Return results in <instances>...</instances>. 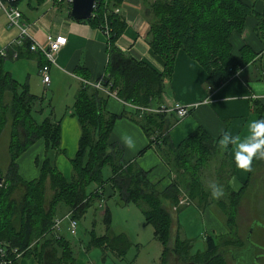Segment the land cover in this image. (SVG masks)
Instances as JSON below:
<instances>
[{
  "label": "trees",
  "instance_id": "trees-1",
  "mask_svg": "<svg viewBox=\"0 0 264 264\" xmlns=\"http://www.w3.org/2000/svg\"><path fill=\"white\" fill-rule=\"evenodd\" d=\"M21 1L13 0L12 5L17 7ZM35 1L41 3L44 0ZM122 1L95 0L90 18L74 20L96 28H101L104 23L109 25L108 62L103 84L136 108L130 114L125 111L115 114L105 108L108 95L90 85L77 91L71 114L78 120L80 137L77 151L69 160L73 172L70 179L54 163L53 153H64L60 149L59 122L50 121L48 117L37 121L33 106L41 97L30 94L9 73L0 70V134L9 124L8 162L4 171L0 170V248L4 250L0 260H7V264L19 263L17 253L22 258L32 256L36 264H77L70 241L53 228L58 207L65 206L70 217L78 221L95 199L114 194L122 204L132 203L140 208L145 223L151 225L153 235L161 245L159 260L154 264H167L169 253L181 259L182 264H229L223 252L224 247L233 243L228 237L222 236L223 241L218 243L215 236L206 235L205 248L191 253L190 239H180L176 234L170 247L172 217L164 202L174 205L176 210L180 209L182 201L189 204L196 200L198 209L209 205L211 188L204 187L201 171L212 157L222 155L214 184L222 187L223 195L218 199L212 197L211 201H215L233 228L249 179L234 190L229 181H225L229 177H222L225 161H229L232 168L230 175L234 174L235 161L228 155L231 145L222 150L218 141L223 133L214 136L202 126L175 145L168 134L179 121L175 114L154 113L142 108L162 104L165 80L171 78L179 50L202 66L207 73L206 84L212 89L229 81L257 54L248 41L234 49L232 38L253 22L251 32L258 37V21L263 23L264 20V0L262 12L255 9L254 0H143L144 13L149 20L147 41L154 54L163 61L161 71L125 54L116 45L126 22L112 8L120 6ZM75 73L85 76L86 69L78 66ZM253 108L258 119H264V98L253 100ZM121 117L140 126L148 144L137 155L153 147L168 168V184L162 185L161 179L149 180L148 171L135 159H125L123 147L111 138L113 125ZM37 139L44 140V156L38 176L26 180L18 173L17 158ZM39 161L35 158L36 164ZM262 161L254 160L253 163ZM107 167L110 173L104 176ZM91 185L95 187L90 189ZM16 189L21 190L18 198L13 197ZM102 220L104 233L97 236L91 230L89 244L123 257L132 245L130 239L125 233L111 231L108 207L102 212Z\"/></svg>",
  "mask_w": 264,
  "mask_h": 264
},
{
  "label": "crops",
  "instance_id": "crops-1",
  "mask_svg": "<svg viewBox=\"0 0 264 264\" xmlns=\"http://www.w3.org/2000/svg\"><path fill=\"white\" fill-rule=\"evenodd\" d=\"M254 5H256L257 11L262 12V0H254ZM17 7L21 11L22 20L32 23L31 33L37 41L45 43L47 34L52 36L61 35L66 38L65 44L56 55V65H52L49 69L50 83L46 88L43 87L38 73L40 65L44 62V57L39 52L30 51L27 46H23L18 49L16 58H13L10 52L0 60V70L9 73L10 77L16 80L20 84L19 86L26 87L30 94L41 97L39 101L36 100L37 102L34 103V118L41 121L48 117L50 121L59 122L60 149L64 153L54 152L53 156L56 168L65 176L67 173H72L69 160L74 157L77 151L80 137V126L77 118L71 114V107L75 94L86 82H92L104 76L108 62L107 37L99 28L72 19L69 13L70 6L67 4H61L58 8H54L46 0L41 3H37L35 0H23ZM119 9L120 16L126 22V28L116 40V45L125 54L145 61L156 70L161 71L163 61L158 55L154 54L147 41L149 20L144 13V1L123 0ZM0 11L2 10L0 9ZM258 23L261 24L264 30V20L263 23L262 21H258ZM253 24L250 26L252 27ZM7 27L10 26L7 24ZM251 27L246 26L241 34L234 36L232 43L234 40H238L240 45L242 41H248L257 52L256 56L247 64L242 65L229 81L223 83L217 89H212L206 84L207 73L197 61L188 57L183 50L177 52L171 78L165 80L162 104L173 106L176 103L184 105L199 103V105L169 129V138L175 145L198 126L204 127L214 136L229 132L232 135H240L243 139L249 134V123L258 120L257 113L253 110V100L264 98V31H257L258 37H256L252 34ZM12 28H6L3 26V21L0 22V46L7 44L16 37L17 30ZM233 53L238 55L237 50L233 49ZM78 66L86 69L85 76L75 73ZM132 106L114 96H109L105 104L106 110L115 114L123 111L130 114L134 109ZM5 128H8L9 136V124ZM125 136L132 138L134 147L130 148L125 145L122 140V137ZM111 138L123 147L125 159H135V162L141 168L148 171L147 177L149 180H152L155 176H161L162 181L164 178L168 181L166 178V176L168 177V169L153 147H149L142 154L137 155L148 144V138L135 122L127 117L118 118L113 125ZM44 150V140L37 139L17 158L18 173L23 179L30 180L38 176ZM234 151L231 145L228 149V155L232 159H234ZM35 158L40 160L38 164L35 163ZM254 175L258 176L255 179V184L258 182L264 183V161L253 163L250 172L238 169L235 164L234 174L228 179L229 184L232 189L238 190L247 179H249L250 185ZM168 183L169 181L166 184ZM17 190L20 191V195V189H16L14 193ZM19 195L15 197L13 194V197L18 198ZM242 203L243 200H240L233 228L228 225L219 208L200 210L204 211L206 222L209 224L211 231L206 235L215 237L222 235L233 242L224 247L223 250L229 264H233L231 262L234 260V254L231 251L233 247L231 246H234L235 249L243 248L244 238L242 235H246L248 232L245 230V223H240L239 220V207ZM60 207L65 206L60 205L58 207L59 211L56 216L62 211V209H59ZM169 209L177 211L172 204ZM218 211L219 213H217ZM60 216L63 217L64 215ZM218 216H220L222 224L218 220ZM177 218L176 216L178 221ZM68 226V222L63 224V229L59 232L65 236L64 230H68ZM232 230H235V234ZM258 242L260 246L264 247V241L258 240ZM228 249L229 251H227ZM101 251L103 257L108 253L102 249ZM79 255V259L75 256L76 263L84 264L85 257L83 254ZM28 260V262L23 260L22 264H36L34 259Z\"/></svg>",
  "mask_w": 264,
  "mask_h": 264
},
{
  "label": "rangeland",
  "instance_id": "rangeland-1",
  "mask_svg": "<svg viewBox=\"0 0 264 264\" xmlns=\"http://www.w3.org/2000/svg\"><path fill=\"white\" fill-rule=\"evenodd\" d=\"M254 7L257 10L256 5H254ZM4 15L5 14L0 11V22L3 21L4 27L11 28L7 27L6 16ZM258 25L260 27V31L263 32L264 30L261 27V24L259 23ZM248 26L251 27L250 25ZM13 28V30H17L15 27ZM238 42V40H234V49H236L239 45ZM8 137V128H5L0 134V167H2L0 170L2 171H4L8 162ZM221 158L222 155L212 157L207 166L201 171V179L206 189L211 188L210 186L216 183V175L218 174V170L221 165ZM225 162V169L222 177L224 179L226 177L231 178L232 175L228 173L231 169L230 163L229 161ZM72 173H67L65 177L70 179ZM109 173L110 169L108 167L105 168L104 176L109 175ZM260 177L262 178L263 176L261 175ZM160 178L161 176H155V178H152V181ZM166 178L170 182V178L167 176ZM257 178L258 176L256 175L252 177V181L250 185L248 183V189L244 192L241 199L243 200V203L239 207V220L240 223H245V230L248 232L246 235H242L244 238L243 248L235 249L234 246H231L233 247L231 248L232 254H234V260L231 262L233 264H264V247L260 246L258 242V240L264 241V183L262 184L261 182H258L255 184V179ZM168 181L164 178L161 183L162 185H166ZM225 181L228 182V178H226ZM94 187L95 185H91L89 188L91 189ZM19 193L20 191L17 190L14 193V196L17 197ZM47 193L48 195L50 194L49 189L47 190ZM183 195L185 196L184 193ZM210 197V203L205 208L207 210L218 208L215 201H211L213 196L210 195ZM183 202L184 201L181 202L179 210L172 211L169 209L172 217V232L169 246H173V239L176 234H178L180 239H190V242L192 243L190 252L194 253L197 250H203L205 248V235L211 231L209 224L206 222L204 211H200L201 209L197 208L198 204L196 200L194 202H190L189 204ZM99 204L102 206L100 207ZM164 204H167V202H164ZM167 206L169 207V205ZM105 207H108L111 213V231L115 234L125 233L132 243L127 253L121 258L110 252L103 257V252L99 247L89 244L91 240V230L97 236L101 235L105 230L102 220V212ZM59 209H62V211L56 216V219L61 218L60 215H65L67 212L65 207H60ZM217 213H219V211ZM176 216L178 217V221L176 220ZM218 217V220L222 224L220 216ZM67 222V220L62 221L60 231L63 229V224ZM233 233L235 234V230ZM64 234L70 241V246L72 247L77 259H79V254H83L86 259L85 263L89 262L88 264H154L159 260L161 253L160 242L155 239L151 225L144 223V217L140 208L134 204L123 205L117 194H114L111 197H106L102 200L95 199L85 215L77 221L76 233L71 234L66 229L64 230ZM215 239L218 243L223 241L222 235H220V237L216 236ZM220 248L222 247H219L218 249ZM227 251H229V249ZM167 257V264H182L181 259L177 258L175 254L169 253ZM16 258L19 262L18 264H22L23 260H27L28 262V259H33L32 256L24 258L19 256Z\"/></svg>",
  "mask_w": 264,
  "mask_h": 264
},
{
  "label": "built area",
  "instance_id": "built-area-1",
  "mask_svg": "<svg viewBox=\"0 0 264 264\" xmlns=\"http://www.w3.org/2000/svg\"><path fill=\"white\" fill-rule=\"evenodd\" d=\"M13 0H0V9L5 13L7 24L10 27H15L17 29V35L15 38L10 40L7 44L0 46V60L5 58L10 52L12 53V57L16 58L18 56V49L26 46L28 42V49L30 51L39 52L44 57V63L40 65L38 73L41 77V82L44 88H46L50 83V75L49 69L52 65H56V55L61 47L65 44L66 38L57 35L52 36L51 34H47L45 37V43H41L37 41L33 34L31 33L32 23L24 22L22 20V14L18 7L12 5ZM52 4L54 8H58L61 4L71 5L72 0H46ZM95 3V1H94ZM95 6V4H94ZM70 10V9H69ZM114 13L120 14L119 6H115L112 8ZM106 37L110 35V28L107 23L99 28ZM105 82V74L98 80L92 82H86L85 85H90L91 87L103 92L108 96L117 97L115 90H110L108 86H105L103 83ZM125 102V101H124ZM127 103V102H126ZM199 105V103H194L190 105L184 104H174L173 106H166L164 104H160L158 107L153 108H142L150 112L154 113H174L175 116L180 120L186 117L191 110ZM134 109L136 106H132ZM102 200V199H101ZM99 206H102L99 204ZM64 220H68L69 226L68 230L71 234L76 233L77 220L72 219L69 213H66L63 217L59 219H54L53 228L55 231L59 232L61 229V223ZM1 254L4 255V250L0 248V257ZM20 254L17 253L18 257ZM8 261L3 259L0 260V264H7Z\"/></svg>",
  "mask_w": 264,
  "mask_h": 264
},
{
  "label": "clouds",
  "instance_id": "clouds-1",
  "mask_svg": "<svg viewBox=\"0 0 264 264\" xmlns=\"http://www.w3.org/2000/svg\"><path fill=\"white\" fill-rule=\"evenodd\" d=\"M223 132V130H222ZM249 134L243 139L240 135H232L229 132H223L218 143L222 150L227 149L229 145L234 148V160L236 167L244 171H252L254 160H264V119L253 120L248 125ZM127 147H134V141L130 136L122 137ZM211 195L214 198H220L223 195V189L219 185H211Z\"/></svg>",
  "mask_w": 264,
  "mask_h": 264
},
{
  "label": "water",
  "instance_id": "water-1",
  "mask_svg": "<svg viewBox=\"0 0 264 264\" xmlns=\"http://www.w3.org/2000/svg\"><path fill=\"white\" fill-rule=\"evenodd\" d=\"M94 1L95 0H72L70 5V16L76 20H86L90 18L94 10Z\"/></svg>",
  "mask_w": 264,
  "mask_h": 264
},
{
  "label": "flooded vegetation",
  "instance_id": "flooded-vegetation-1",
  "mask_svg": "<svg viewBox=\"0 0 264 264\" xmlns=\"http://www.w3.org/2000/svg\"><path fill=\"white\" fill-rule=\"evenodd\" d=\"M1 181V180H0ZM1 183V182H0Z\"/></svg>",
  "mask_w": 264,
  "mask_h": 264
}]
</instances>
